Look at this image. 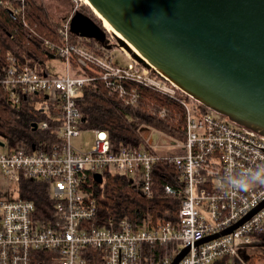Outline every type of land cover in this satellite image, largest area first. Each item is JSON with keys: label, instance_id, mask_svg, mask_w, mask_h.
<instances>
[{"label": "built area", "instance_id": "2783aa9c", "mask_svg": "<svg viewBox=\"0 0 264 264\" xmlns=\"http://www.w3.org/2000/svg\"><path fill=\"white\" fill-rule=\"evenodd\" d=\"M12 1L0 3L13 14L28 5L26 0ZM73 1L68 16L59 21V40H44L62 61L64 73L40 72L9 51L0 62V91L11 104L18 105L28 95L34 107L49 115L36 122L40 130L59 120L52 130L55 140L33 145L31 151L8 149L0 136V183L7 179L18 186L21 178L46 181L52 202V214L44 218L38 216L33 200L0 195V264H171L184 247L188 251L177 264H249L238 251L264 239V205L231 231L196 241L221 233L264 201V180H259V173H264V136L209 109L200 111L197 101L151 67L132 58L126 65L118 64L110 50L100 55L72 42L69 21L80 10V0ZM22 23L29 28L26 19ZM105 31L110 42L115 41ZM95 77L130 107L140 104L139 86L170 98L182 113L183 139L146 127L144 146H116L107 130L84 128L76 97ZM148 112L167 122L180 118L165 105L150 104ZM89 129L94 135L88 146H73L72 139ZM5 146L7 150H1ZM158 162L175 172L174 177L165 175L173 182L160 187L165 195L179 199L176 220L151 224L121 218L99 225L90 181L94 173L102 180L104 173L125 178L150 198L155 195Z\"/></svg>", "mask_w": 264, "mask_h": 264}, {"label": "water", "instance_id": "95a60500", "mask_svg": "<svg viewBox=\"0 0 264 264\" xmlns=\"http://www.w3.org/2000/svg\"><path fill=\"white\" fill-rule=\"evenodd\" d=\"M87 1L116 32H111L115 41L81 10L70 18L72 33L128 51L200 105L264 136V0ZM93 179L102 182L100 173ZM263 205L196 244L231 231Z\"/></svg>", "mask_w": 264, "mask_h": 264}, {"label": "trees", "instance_id": "16d2710c", "mask_svg": "<svg viewBox=\"0 0 264 264\" xmlns=\"http://www.w3.org/2000/svg\"><path fill=\"white\" fill-rule=\"evenodd\" d=\"M4 1V0H2ZM12 1V0H8ZM17 6L15 1H12ZM27 7L19 14H13L7 6L0 3V62H4L7 51L15 54L20 61H27L40 72H47L44 63L52 54L44 45V40L51 42L59 40L57 33L58 22L51 20L48 15L34 2L27 0ZM80 10L105 29L92 8L82 2ZM22 18L29 23V28L22 23ZM32 31H31V30ZM106 30V29H105ZM70 40L79 43L86 49L103 54L109 48L85 37H78L71 32ZM56 57V55H55ZM141 101L137 107L124 105L116 95L109 93L99 77L83 84L79 88L76 102L81 114V124L84 128H101L109 132L113 145L144 146V128H153L175 139L182 140L183 117L178 105L170 98L156 93L145 87H138ZM26 95L18 105L11 104L0 91V136L5 139L8 149H24L31 151L32 146L49 143L55 140L52 131L59 120H51L49 128L32 129V122L50 119L49 115L36 108ZM150 104L165 105L175 109L180 117L178 122H167L148 112ZM200 111L207 108L199 105ZM52 113L55 115L54 110ZM58 115V114H57ZM155 195L147 198L136 187L122 177L104 173L101 183L91 179L93 197L96 202L97 223L107 225L127 218L140 223L143 220L153 224L158 221H175L179 207V199L167 196L161 191V184L173 182V167L158 162L155 165ZM49 184L46 181L21 178L17 186V197L33 200L39 217H50L52 202L49 199Z\"/></svg>", "mask_w": 264, "mask_h": 264}, {"label": "rangeland", "instance_id": "374dc122", "mask_svg": "<svg viewBox=\"0 0 264 264\" xmlns=\"http://www.w3.org/2000/svg\"><path fill=\"white\" fill-rule=\"evenodd\" d=\"M80 2L82 1L80 0ZM34 3L40 6L41 9L44 10V12L48 15V17L51 20H54L59 24V21L62 18L59 20L60 13L56 14L54 11L55 0H34ZM64 10L66 11L65 7ZM103 26L105 27L106 30L112 32L110 29H107L105 25ZM109 50L110 53L114 55V61L117 62L118 64L126 65L132 61L131 59L132 57L130 53L126 50L122 51L121 49L115 47H112ZM61 63L62 61L58 57H51L44 63V67L46 68L49 74H62L64 73V66ZM149 130H153V128L149 127ZM149 130H145L144 133L148 135ZM93 135L94 134L93 132H91L90 129L82 130L77 137L72 139L73 146L77 148L87 147L88 144L93 140ZM86 143L87 146L85 145ZM6 148H7L6 146L5 148L1 147V150H7ZM0 195L3 198H15L17 196V184L15 182H8L7 179H2L0 183ZM262 249H264V247H262Z\"/></svg>", "mask_w": 264, "mask_h": 264}, {"label": "crops", "instance_id": "0c3cea01", "mask_svg": "<svg viewBox=\"0 0 264 264\" xmlns=\"http://www.w3.org/2000/svg\"><path fill=\"white\" fill-rule=\"evenodd\" d=\"M30 1L34 2V0ZM74 4L73 0H66V3L65 0H55L54 11L56 14L60 13L59 20L68 16ZM262 247H264V239H257V241L248 246L240 247L238 251L239 257L249 264H264V249Z\"/></svg>", "mask_w": 264, "mask_h": 264}, {"label": "bare ground", "instance_id": "6f19581e", "mask_svg": "<svg viewBox=\"0 0 264 264\" xmlns=\"http://www.w3.org/2000/svg\"><path fill=\"white\" fill-rule=\"evenodd\" d=\"M83 3H85V4H87L88 5V1L87 0H81ZM93 10V12L96 14V16L98 17V18H100L101 20V22L103 23V25H105L106 26V28L107 29H110L112 32H115L114 30H113V28L109 25V23L105 20V19H103L102 17H101V15H99L97 12H96V10H94V9H92ZM115 34H116V32H115ZM118 35V34H117Z\"/></svg>", "mask_w": 264, "mask_h": 264}, {"label": "clouds", "instance_id": "9594fccd", "mask_svg": "<svg viewBox=\"0 0 264 264\" xmlns=\"http://www.w3.org/2000/svg\"><path fill=\"white\" fill-rule=\"evenodd\" d=\"M259 173V170H257ZM259 180H264V173H259ZM259 180L257 182H259ZM241 190H244V188H241Z\"/></svg>", "mask_w": 264, "mask_h": 264}]
</instances>
